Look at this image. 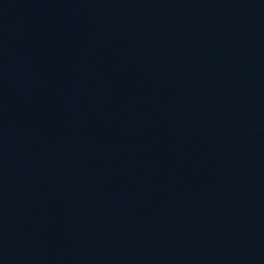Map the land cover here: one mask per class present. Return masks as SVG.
<instances>
[{
    "label": "water",
    "instance_id": "1",
    "mask_svg": "<svg viewBox=\"0 0 264 264\" xmlns=\"http://www.w3.org/2000/svg\"><path fill=\"white\" fill-rule=\"evenodd\" d=\"M0 264H264V0H0Z\"/></svg>",
    "mask_w": 264,
    "mask_h": 264
}]
</instances>
